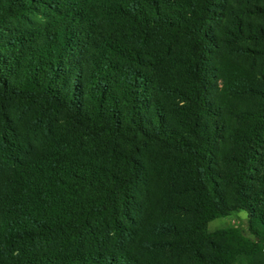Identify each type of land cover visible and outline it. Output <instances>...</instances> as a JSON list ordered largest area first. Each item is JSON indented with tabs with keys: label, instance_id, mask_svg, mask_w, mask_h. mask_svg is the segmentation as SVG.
<instances>
[{
	"label": "trees",
	"instance_id": "obj_1",
	"mask_svg": "<svg viewBox=\"0 0 264 264\" xmlns=\"http://www.w3.org/2000/svg\"><path fill=\"white\" fill-rule=\"evenodd\" d=\"M237 1L0 0V264H264L237 229L206 228L245 210L264 244V0L238 50L259 83L233 125L205 121ZM13 99L71 137L46 121L51 143L31 150Z\"/></svg>",
	"mask_w": 264,
	"mask_h": 264
},
{
	"label": "rangeland",
	"instance_id": "obj_2",
	"mask_svg": "<svg viewBox=\"0 0 264 264\" xmlns=\"http://www.w3.org/2000/svg\"><path fill=\"white\" fill-rule=\"evenodd\" d=\"M254 0H238L234 5V12L225 18L228 32L224 35L221 42L215 47L214 52L208 61V84L210 87L208 96V113L205 121L211 123L218 122L220 125L234 124L233 118L234 108L243 104L247 96L243 94L245 85H254L259 83L260 60H255L247 53H240L244 45L252 48V44L245 40V30L249 23L256 24L261 21L259 17L251 12ZM230 59L235 69L234 79L236 80L235 89L229 92L224 86V70L222 62ZM6 108L11 115L17 132L24 138L29 148L37 149L47 146L51 143L50 137L42 131L40 126L46 121L50 123L52 128L62 127L64 134L71 137L72 130L65 127L64 117L62 114L46 115L39 106L25 108L16 100H9ZM215 116V117H214ZM62 125V126H61ZM207 231L212 233L228 228L237 229L244 237L256 244L255 262L264 263V244L259 241L248 230V215L245 210L232 211L227 215L218 216L211 219L207 223ZM249 258L244 254L240 255L234 264H249Z\"/></svg>",
	"mask_w": 264,
	"mask_h": 264
}]
</instances>
